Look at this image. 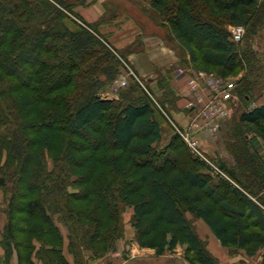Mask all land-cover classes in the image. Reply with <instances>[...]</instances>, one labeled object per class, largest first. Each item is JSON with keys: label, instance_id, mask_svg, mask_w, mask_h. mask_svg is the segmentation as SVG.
<instances>
[{"label": "trees", "instance_id": "16d2710c", "mask_svg": "<svg viewBox=\"0 0 264 264\" xmlns=\"http://www.w3.org/2000/svg\"><path fill=\"white\" fill-rule=\"evenodd\" d=\"M86 2L0 0V189L7 194L2 246L7 253L16 250L18 264H36L34 254L41 264H69L54 220L60 215L70 231L69 253L75 264H86L85 242L95 252L115 250L125 234L123 211L129 208L137 244L159 256L183 247L187 258L193 253L191 264H218L191 215L224 248L255 258L264 250L260 203L224 177L215 182L213 170L198 162L175 131L157 149L165 128L172 126L170 107L177 101L166 77L159 80L164 91L159 101L139 83L117 99L102 96L121 74L120 59L126 61V55L113 54L99 24L74 11ZM150 5L169 25L166 37L177 44L182 64L222 80L242 76L237 92L251 105V78L261 79L262 60L249 36L262 25L264 0H150ZM105 11L103 24L120 17L110 6ZM235 26L246 29L244 49L232 41ZM234 123L238 133L230 140L240 143V171L224 163L220 169L257 197L259 187L264 189V158L256 148L264 146V104L246 109ZM46 155L56 164L50 172ZM220 188L233 193L245 210ZM82 201L87 206L76 209Z\"/></svg>", "mask_w": 264, "mask_h": 264}, {"label": "rangeland", "instance_id": "374dc122", "mask_svg": "<svg viewBox=\"0 0 264 264\" xmlns=\"http://www.w3.org/2000/svg\"><path fill=\"white\" fill-rule=\"evenodd\" d=\"M63 1H67V0H63ZM97 1L98 0H87V2L85 3L84 6H87V4H92L93 2H97ZM105 1H106L105 2L106 5L104 6L105 10H106V6H107V8L110 6V8L112 10H119V12H120V17L116 19V24L121 22L120 19H127L128 20L129 18H133L136 21H140L146 25V27H145L147 29V30L145 29L146 34L157 33L161 37H166L169 25L166 22L164 24V21L161 18H159V17L156 18L155 14L152 12V10L150 11V9H151L150 0H105ZM176 1L179 4L183 3V0H176ZM72 2H75V0H72ZM82 7H83V5L77 6V7H75L74 11L76 13H78L77 9L82 8ZM72 18L76 19L75 17H73V15H72ZM77 21L80 24H82L84 27H86V25H84L82 22H80L79 19H77ZM262 21H263L262 25L258 28L257 34L254 36L253 35L249 36V41H251L253 43V50H256L260 54V58L262 60V63H261L262 67L260 68V74L262 73L261 79L255 80V78H251L252 83H253L252 85H254V92L252 94L249 93L250 95H253L251 98L252 99L251 105L248 106V103L246 104V102H243L241 97H240V94H238L237 95L238 104L236 107V111L233 114V116L225 119V121L223 122L222 130L217 134V136L212 137L210 135L203 134L200 138V149L203 152V155L212 164H214L219 169H220L219 166L221 165V163H224L229 169H234L237 173H239L241 163L237 159L236 152L240 147V143L235 142L233 140H230L232 138L231 136L233 135V133H235V132L238 133L236 130V127H235L236 123H234V121H236L238 119V117L246 109L264 104V20H262ZM100 22H102V21L100 20ZM158 24L163 25V27H159ZM231 29L232 28H230V30ZM102 34H104V36L107 38L106 33L103 32ZM244 40H245V38L243 39V41H240L237 46L244 49L245 48V41ZM106 45L108 46V48L110 49V51L113 54L115 53L117 56H119V54H118L119 51H117L116 49L114 50V48L111 46V44H106ZM134 47H136V45ZM120 53H122V52H120ZM178 54H180V53L178 52ZM120 61H121V66H122L120 68L121 74L114 81V83L112 85L108 86L107 89H105L101 92L102 96H107V95L112 96V94H113L112 89H113V86L116 85V82L121 81V80H125L127 82V84H126V86H122L120 88L119 92L127 91L130 87L136 85L134 83H139L143 89L147 90V88H148V90L150 91V94L152 93L151 95H152L153 99H155V101H159V99H162V97L164 95V91L160 86H159V89L162 92V97L158 93H154L153 90L147 84V82L144 81L142 78H140L135 73V71L133 70V68L128 63L127 60L123 61L120 59ZM126 63L130 67V70L132 72H130V70L127 69V67L125 65ZM179 70H182L184 73L180 74L178 72ZM174 71L177 72L178 75L185 76V78H186V80H185V86H186V90H185L186 94L185 95L186 96L181 98V99L177 98L180 101H183L182 105L184 107V106H187V103L189 101H191L190 99L192 98V95H193L192 90L189 87L188 82H187V73L194 71V69L192 68V66L190 64L184 65L181 63V65L179 67H177V68L174 67ZM131 73L135 74L137 76V79ZM212 76H214L215 78H218L215 75H212ZM241 77L240 78H231V79H229V81H230V83L231 82L236 83V81H238V79H242ZM257 77H258V75H257ZM49 78L53 79L52 76ZM158 83H159V81H158ZM44 92H45V90L42 86L41 87V93L43 94ZM0 93H1V89H0ZM202 93H203L204 102H206L208 100L209 88L206 87L205 90L202 91ZM0 110L3 111V109H1V108H0ZM187 114H188V112H187ZM51 119L52 118H50V116H49L46 118L45 121L48 122V120L51 121ZM60 122H61L60 125L65 126V124L67 122V117L65 116ZM173 123L179 129H185V127L179 126L176 122H173ZM174 131H175V129H174L173 125L171 127L167 126V128H165L163 139H162L161 143L159 144V146L157 147V149L162 148L164 145L169 143L175 137L174 135H176V134L173 133ZM181 139H182V137H181ZM190 152L192 153L191 150H190ZM257 153L260 156H264V146H263V148L260 146V150H258ZM45 161H46V164L48 167V171L50 172L53 169V167L56 166V164L55 163L53 164V160L49 155L45 156ZM198 162L202 163L203 161L199 159ZM199 167H200L199 169H201V171H205L206 173H209L208 170L205 169L203 164L202 165L200 164ZM220 171L222 172V174L226 178L223 175H221L220 173L213 171L212 176H213L215 182H218L217 176L219 174L220 177H224L226 180H228L231 183V185L235 186L239 191L244 193L246 196L252 197V199H254L257 203H260L261 209H263V211H264V204L260 200V199H262V200L264 199V189H262V187H259V189L257 190V197H256L255 195L249 193V191H247L246 189L241 187L239 185V183L234 181L232 178L228 177V175H226V173L222 169ZM247 175H248V173H247ZM242 179L245 182L249 178H248V176H246V177L244 176V177H242ZM9 187L12 188L13 183L9 182ZM73 189L74 188L70 187L69 191H72ZM219 191L221 194L225 195L230 201H232V203H234L238 207V209L245 210V207L243 206V204L238 201L237 197L233 193H227L228 191L226 189H223V188H220ZM5 195H7V194L5 193ZM74 206L76 207V209H81V208H84L87 206V202L86 201L77 202L74 204ZM131 214H132V211L129 208L124 209L122 217H123V222H124V231H125L124 233L125 234H124V237L115 244V248H114L115 250L114 251L95 252V250L93 251V250L88 249L89 247H87V244L85 242V244L82 247V256H83V260L86 264H115V263L117 264L119 262H122V263L128 262V264L129 263L130 264H132V263H134V264H191V262H192L191 260L194 257L193 253H189L188 258H187L186 250L183 247H178L175 250H169L161 256L157 255L155 253V251L144 252L139 247H132V245L130 244V241H129V239L133 236V234H132L133 226H132V222H131L132 221ZM189 217H190V220L193 222V224L197 223L196 220L193 219L191 215H189ZM54 220H55V223H56L57 227L59 228L60 232L61 233L63 232V233H66L67 235H69L70 231L65 226L66 224L64 222L59 221L60 215L54 216ZM69 225H70V223H69ZM71 233L76 234V231L72 230ZM64 241H65V239H64ZM67 242H68V246H69V239ZM40 245L41 244H38L37 246L39 247ZM205 247H206V245H205ZM227 252H228V255H230V256H234V257L237 256V258L239 256V254H238L239 250H232L231 249V250H227ZM72 256L74 257V263H75L76 257L74 255H72ZM247 261H248V263H246ZM244 263L245 264H254V263L264 264V250L261 251L255 258H251L250 260H246Z\"/></svg>", "mask_w": 264, "mask_h": 264}, {"label": "crops", "instance_id": "0c3cea01", "mask_svg": "<svg viewBox=\"0 0 264 264\" xmlns=\"http://www.w3.org/2000/svg\"><path fill=\"white\" fill-rule=\"evenodd\" d=\"M105 2V0H98L97 2L78 8L77 11L87 23L99 24V29L102 33L104 32L107 34L111 46L117 51L125 53L126 60L135 73L147 82L154 93H158L162 97L158 81L166 77L169 88L175 93L176 97L179 99L185 97L186 78L185 76L178 75L177 72L174 71V67L177 68L182 63L181 56L178 54L179 49L176 46L177 44L174 42L169 43L167 37H161L157 33L146 34V25L133 18H129L128 20L120 19L121 22L117 24L116 20L111 23H101L100 20L105 13ZM135 45L136 47H133ZM131 47L133 48L131 49ZM184 59L187 61L188 57H184ZM186 63L187 62H185V64ZM170 70L173 72L168 77V71ZM117 98L118 95L110 99ZM179 99H177L175 107H170V117L171 120H174L173 122H176L179 126L187 127L192 113L186 109V106L183 107V101ZM260 146L263 148V145L259 143L256 147L257 150H260ZM6 209L7 196L4 191L0 189V264H18L19 259L16 250L12 249L7 253V250L2 246L7 223ZM130 210L133 214V210ZM187 217L190 218L189 215H187ZM196 222L197 223L193 225L199 239L204 242L206 250L218 264H245L244 262L246 260L251 259L241 250H239L238 258L237 256L228 255V249L221 245L211 229L202 220L196 219ZM132 230L133 236L129 239L130 244L132 247H139L136 242V231L134 228H132ZM61 234L65 239L64 256L69 264H75L74 257L68 251V235L63 232ZM140 249L144 252L153 251L149 249ZM38 250L39 247L37 248V251ZM33 260L36 264H41V262L36 259L35 254ZM246 263H248V261ZM117 264H128V262H119Z\"/></svg>", "mask_w": 264, "mask_h": 264}, {"label": "built area", "instance_id": "2783aa9c", "mask_svg": "<svg viewBox=\"0 0 264 264\" xmlns=\"http://www.w3.org/2000/svg\"><path fill=\"white\" fill-rule=\"evenodd\" d=\"M245 33L246 29L242 26L232 27V41L236 43L243 41ZM125 65L127 69L130 70L128 64L126 63ZM130 72L132 71L130 70ZM178 72L180 74L184 73L182 70ZM133 75L137 79V76L135 74ZM187 82L193 95L190 99L191 101L187 103L186 109L193 113L185 129H179L173 122L172 125L175 132L182 137L195 157L202 160L213 171L223 175L220 171L221 169L212 164L203 155L200 149V138L203 134L216 137L222 130L225 119L233 116L238 104L237 85L234 82L230 83L229 80L215 78L212 75L195 70L187 73ZM126 84L127 82L125 80L117 81L116 85L113 86L112 96L107 95L104 97L110 99V97L117 96L120 88L126 86ZM206 87L209 88V95L208 100L204 102L202 91H204Z\"/></svg>", "mask_w": 264, "mask_h": 264}]
</instances>
